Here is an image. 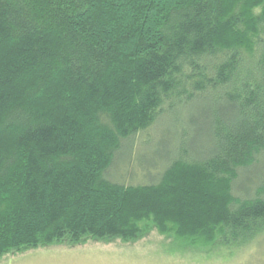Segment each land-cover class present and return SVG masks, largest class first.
<instances>
[{
	"label": "trees",
	"instance_id": "trees-1",
	"mask_svg": "<svg viewBox=\"0 0 264 264\" xmlns=\"http://www.w3.org/2000/svg\"><path fill=\"white\" fill-rule=\"evenodd\" d=\"M153 232L264 234V0H0V257Z\"/></svg>",
	"mask_w": 264,
	"mask_h": 264
},
{
	"label": "rangeland",
	"instance_id": "rangeland-1",
	"mask_svg": "<svg viewBox=\"0 0 264 264\" xmlns=\"http://www.w3.org/2000/svg\"><path fill=\"white\" fill-rule=\"evenodd\" d=\"M158 155L155 151L139 154L135 173L142 165L154 174L150 166ZM126 159L119 167L122 175L130 169ZM137 174L127 173L126 184H144V174ZM245 183L243 180L242 184ZM0 264H264V234L242 248L227 249L212 244H188L153 232L133 243L85 240L77 246L67 243L11 252L0 257Z\"/></svg>",
	"mask_w": 264,
	"mask_h": 264
}]
</instances>
